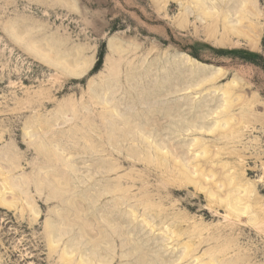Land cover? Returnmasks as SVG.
<instances>
[{
  "label": "rangeland",
  "instance_id": "1",
  "mask_svg": "<svg viewBox=\"0 0 264 264\" xmlns=\"http://www.w3.org/2000/svg\"><path fill=\"white\" fill-rule=\"evenodd\" d=\"M192 1L0 0V166L36 212L0 208V264H264V0L230 37Z\"/></svg>",
  "mask_w": 264,
  "mask_h": 264
},
{
  "label": "bare ground",
  "instance_id": "2",
  "mask_svg": "<svg viewBox=\"0 0 264 264\" xmlns=\"http://www.w3.org/2000/svg\"><path fill=\"white\" fill-rule=\"evenodd\" d=\"M181 1V0H180ZM209 1H211V5H209V3H208V0H194V1H192L193 3V7L192 8H190V7H186L185 8V10H184V12H186L187 14L188 13H190V12H192V11H194V12H196V17L198 18V19H200V20H205V19H207V18H209V17H211V18H214V20H218V19H221L222 20V25H223V27H222V35L223 36H229L230 37V35H232V34H238L239 32H241V30H242V28L244 27L245 28V26H244V21H248L249 23H251V19H252V17H255L256 16V10H254V6H253V4H252V1L251 0H240V1H238L237 2V5L236 6H233V7H231V6H225V5H223V6H221L219 3H216V0H209ZM255 1V0H254ZM213 2V3H212ZM224 6L225 7H227V8H224ZM219 7L221 8V10L219 9ZM231 14V15H230ZM231 16V17H230ZM184 19L186 18V17H183ZM235 20V22L233 23L232 21H234ZM249 23H247L248 25L247 26H249ZM215 26H216V24H214ZM251 25V24H250ZM213 27V29H215L216 27ZM256 25H253V27H255ZM249 27H251V26H249ZM248 28V27H247ZM257 28V27H256ZM252 29H254V28H252ZM212 30V29H211ZM220 30V29H219ZM247 30H249V29H247ZM250 30H251V28H250ZM252 31V30H251ZM255 31H257V29L255 30ZM255 31H252L253 33L255 32ZM212 32V31H211ZM244 33H245V31H243ZM256 33V32H255ZM214 34V33H213ZM235 34V35H236ZM242 34V33H241ZM245 34H247V32L245 33ZM32 44V43H31ZM30 44V45H31ZM35 44V43H34ZM40 51H42V50H40ZM43 52H46V51H43ZM48 55V54H47ZM59 57V56H58ZM61 58V57H60ZM51 59H53L52 57H51ZM75 60V59H74ZM78 60H80V59H78ZM55 61V60H54ZM59 61V60H58ZM62 61H63V59H62ZM75 62V61H74ZM77 62V61H76ZM79 62V61H78ZM61 64H62V62H61ZM79 65V64H78ZM82 65V64H81ZM67 66V65H66ZM87 67V66H86ZM85 69H84V67L83 66H79V70H76V73H78L77 75H79V74H81L83 71H84ZM75 72V71H74ZM76 75V74H75ZM106 103L108 102L107 100L105 101ZM105 117H107V116H105ZM103 118V117H102ZM106 119V118H105ZM40 121V120H39ZM39 125V124H38ZM104 125H105V123H104ZM106 126V125H105ZM41 128V127H40ZM94 130H95V128H94ZM99 130V129H98ZM106 131V130H105ZM102 132V131H101ZM93 133H94V131H93ZM96 133V132H95ZM94 133V134H95ZM97 134V133H96ZM102 134V133H101ZM105 134H106V132H105ZM100 135V134H99ZM70 136V135H69ZM90 136H92V135H90ZM106 136V135H105ZM78 137V136H77ZM82 137V136H81ZM96 137V136H95ZM99 137V136H98ZM100 137H101V135H100ZM102 138V137H101ZM100 138V139H101ZM85 140V139H84ZM87 140V139H86ZM91 140H92V138H91ZM97 140H94V142H96ZM103 141V140H102ZM94 142L92 143V144H94ZM101 142V141H100ZM89 143V142H88ZM103 143V142H102ZM101 144V143H100ZM31 145V144H30ZM40 146V145H39ZM96 146H98V144L96 145ZM89 148V147H88ZM100 148V147H99ZM101 149V148H100ZM49 150V149H48ZM98 151V150H97ZM109 151V150H108ZM108 151H105V153L106 152H108ZM11 152H12V150H11ZM46 152V151H45ZM95 152H96V150H95ZM101 152H102V150H101ZM110 152V151H109ZM9 153V152H8ZM49 153V152H48ZM51 153H52V151H51ZM12 154H13V152H12ZM15 154V153H14ZM53 154V153H52ZM55 154V153H54ZM53 154V155H54ZM37 155H38V153H37ZM108 155V154H107ZM10 156V155H9ZM56 156V155H55ZM54 158V157H53ZM49 159V158H48ZM5 161H6V165H2V166H0V176H2L1 178H0V208H8V209H10V208H16V206H17V204L21 201V200H24L23 201V203H25L24 205H22L21 206V210H20V212H22V211H24V210H30V211H32L33 213L35 212V211H33V206H31L30 205V202H31V199L32 198H30L29 196H28V189H29V186H30V184H31V178H30V176H25V177H19V178H17V179H14L13 177H11V173L16 169V168H18L19 167V161H18V159L17 160H14V158H13V160L11 159V158H7V159H4ZM58 160V159H57ZM1 165V164H0ZM66 165H67V163H66ZM111 167V166H110ZM114 167V166H113ZM113 167H112V169H113ZM182 168H184V166L182 167ZM187 168V167H186ZM102 170V169H101ZM105 170H107V167H105ZM105 170H102V171H105ZM179 170H180V168H179ZM185 170V169H184ZM73 171V170H72ZM111 171V170H110ZM110 171H108V172H110ZM186 171H188V169H186ZM184 172V171H183ZM189 172V171H188ZM181 173L182 172H180V177L181 176H183V175H181ZM185 173V172H184ZM3 174H7V175H4L3 176ZM202 174V173H201ZM185 176H187L186 174H184V176L183 177H185ZM227 176V178H229V180L228 181H230V182H233V185L235 186V185H237V186H239V188L241 187L242 188V186L240 185V184H238L237 182V180H235L233 177H231L230 175H229V177H228V175H226ZM59 178V177H58ZM74 178V177H73ZM226 178V179H227ZM40 179V178H39ZM57 179V178H56ZM60 179V178H59ZM72 179V178H71ZM70 179V180H71ZM180 179H184V178H180ZM186 179H187V177H186ZM189 179V178H188ZM191 179V178H190ZM194 179V178H193ZM234 179V180H233ZM49 180V179H48ZM74 180V179H73ZM32 181H34V180H32ZM75 181V180H74ZM182 181V180H181ZM188 181V180H187ZM192 181V180H191ZM197 180H195L194 182L196 183V184H198L197 182H196ZM200 181V180H199ZM39 182H40V180H39ZM50 182V181H49ZM52 182V181H51ZM72 182V181H71ZM194 182H192V184L194 183ZM202 182H204V181H202ZM230 182L228 183V184H230ZM41 183V182H40ZM194 183V185L196 186V184ZM200 184V186H201V182H199ZM190 184V183H189ZM44 185V184H43ZM68 185V184H67ZM72 185V184H71ZM75 185V184H74ZM182 185V184H181ZM221 185H223V184H221ZM231 185V184H230ZM236 186V187H237ZM244 186V185H243ZM249 186V185H248ZM248 186L247 187H244L243 188V190H241L242 192H243V194L242 195H244L246 198H247V196H248V193L250 194V191L252 192V190L250 189V188H248ZM202 187H203V185H202ZM36 188H38V187H36ZM71 188V187H70ZM198 188H199V186H198ZM201 188V187H200ZM239 188H237V190L239 189ZM54 189H55V187H54ZM110 189V188H109ZM113 189V188H112ZM202 189V188H201ZM57 190V189H56ZM111 190V189H110ZM110 190H109V192H110ZM123 190V189H122ZM203 190H205V188L203 189ZM207 190V189H206ZM231 190V189H230ZM230 190H228L229 192V194H227V195H225L226 197H227V199H226V207H227V209L229 210V212H230V210L231 211H233V213L235 212V215H236V213L238 214H240L241 213V215H243L244 213H246L247 211H246V209H248V208H250L249 207V205H251V204H247V201H245L244 200V205H243V207L242 208H239L238 206H241V205H239L240 204V202L243 200V198L241 197V196H236V197H234V196H230ZM37 191V190H36ZM38 191H40V189L38 190ZM72 191V190H71ZM70 191V192H71ZM107 191H108V189H107ZM113 191V190H112ZM69 192V191H68ZM106 192V191H105ZM207 192V193H206ZM208 192L209 191H205V193L206 194H208ZM212 192V191H211ZM211 192H209V198L211 199L212 197V195H213V192L211 193ZM244 192H245V194H244ZM56 193V192H55ZM103 193V192H102ZM239 193V192H238ZM39 194V193H38ZM52 194V193H51ZM73 194V193H72ZM76 194V193H75ZM219 194V193H218ZM55 195V194H54ZM101 195V194H100ZM233 195V194H232ZM71 196H73V195H71ZM224 196V198H226ZM32 197V196H31ZM215 197H216V199L219 197V196H217V195H215ZM222 197V196H221ZM34 198V197H33ZM65 198H67V197H65ZM65 198H63V200L65 199ZM70 198V197H69ZM73 198V197H72ZM98 198V197H97ZM223 198V197H222ZM223 198V199H224ZM47 199H49V198H47ZM75 199V198H74ZM95 198H93L92 200H94ZM215 199V200H216ZM251 199V198H250ZM218 200H220L219 202H223L222 200H221V198L219 197V199H217V202H218ZM253 200H256V199H253ZM253 200H252V202H253ZM44 201V200H43ZM68 201V200H67ZM250 201V200H249ZM69 202V201H68ZM225 202V201H224ZM255 202V201H254ZM61 203H63V202H61ZM70 203V202H69ZM91 203V202H90ZM242 203V202H241ZM249 203V202H248ZM32 204V203H31ZM68 204V203H67ZM74 204V203H73ZM28 207H30L29 209L27 208V206ZM30 205V206H29ZM75 205V204H74ZM73 205V206H74ZM26 206V207H25ZM225 206V205H224ZM83 207V206H82ZM75 208H76V206H75ZM77 208H79V207H77ZM34 209H35V207H34ZM66 209V208H65ZM73 209V208H72ZM69 210V209H68ZM83 210V209H82ZM81 210V211H82ZM79 210H77V212H78ZM249 211V210H248ZM244 212V213H243ZM250 212V211H249ZM68 213V212H67ZM72 213V212H71ZM82 213V212H81ZM61 214V213H60ZM248 214V213H247ZM33 215H36V212L33 214ZM233 215V214H232ZM62 216V215H61ZM69 216V215H68ZM237 216V215H236ZM59 218V217H58ZM80 218V217H79ZM252 218H254V217H252ZM69 219V218H68ZM80 219H82V218H80ZM255 220H256V218H254ZM62 221V220H61ZM87 222V221H86ZM89 222V221H88ZM67 223V222H66ZM72 223H73V220H72ZM92 223V222H91ZM90 223V224H91ZM96 224V223H95ZM95 224H94V226H95ZM97 224H98V222H97ZM68 225V224H67ZM66 225V226H67ZM70 225V224H69ZM81 225V224H80ZM64 226V225H63ZM65 226V227H66ZM96 227V226H95ZM99 226H97V229H99L98 228ZM71 228H72V226H71ZM71 228H69V229H71ZM83 228V227H82ZM113 230V232H114V229H112ZM122 231V230H121ZM67 232V231H66ZM96 233V232H95ZM122 233V232H121ZM48 234H49V231H48ZM85 234H86V231H85ZM99 234V233H98ZM109 234V233H108ZM117 234V233H116ZM108 236V235H107ZM120 236V235H119ZM122 237H123V235H121ZM91 237V236H90ZM49 238H50V236H49ZM53 238V237H52ZM108 238V237H107ZM124 242V241H123ZM123 242H122V245L121 246H124L125 245V243L123 244ZM92 243H93V241H92ZM105 243H106V241H105ZM108 243V242H107ZM107 245V244H106ZM187 245V244H186ZM185 245V246H186ZM75 246V245H74ZM77 247H78V245H76ZM75 246V247H76ZM188 246V245H187ZM76 247V248H77ZM189 247V246H188ZM107 248H109V247H107ZM113 249V248H112ZM77 250V249H76ZM93 252V251H92ZM94 254H96L95 253V251L93 252ZM29 254V253H28ZM93 256V255H92ZM94 257L96 258V256L94 255ZM94 258V259H95ZM70 259V258H69ZM89 261L90 262H93L92 261V259L91 258H89ZM101 263H102V261H101ZM104 263V262H103ZM82 264H83V261H82ZM90 264V263H89ZM92 264V263H91ZM211 264V263H210Z\"/></svg>",
  "mask_w": 264,
  "mask_h": 264
}]
</instances>
